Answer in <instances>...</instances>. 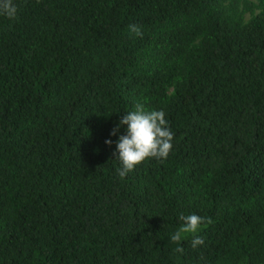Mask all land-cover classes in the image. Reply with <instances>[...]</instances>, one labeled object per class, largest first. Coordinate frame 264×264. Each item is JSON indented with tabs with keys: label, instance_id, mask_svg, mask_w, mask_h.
Listing matches in <instances>:
<instances>
[{
	"label": "trees",
	"instance_id": "16d2710c",
	"mask_svg": "<svg viewBox=\"0 0 264 264\" xmlns=\"http://www.w3.org/2000/svg\"><path fill=\"white\" fill-rule=\"evenodd\" d=\"M14 2L0 264H264V0ZM137 103L174 147L121 180L112 132ZM180 214L206 218L202 246L171 241Z\"/></svg>",
	"mask_w": 264,
	"mask_h": 264
},
{
	"label": "clouds",
	"instance_id": "9594fccd",
	"mask_svg": "<svg viewBox=\"0 0 264 264\" xmlns=\"http://www.w3.org/2000/svg\"><path fill=\"white\" fill-rule=\"evenodd\" d=\"M0 16L9 20L17 18L18 6L14 0H0ZM128 30L137 38H142L144 35L141 26L137 24H130ZM126 113L112 132L115 136L119 128L125 129V134L119 135L115 141L114 152L120 164L116 171L121 180L149 158H155L157 161L167 160L174 147L175 135L163 110H146L142 103H137L133 110ZM105 143L111 146L113 141L109 139ZM179 220L182 223L174 233L170 234L171 241L179 243L191 235V247L196 249L202 246L204 239L198 233L201 232L206 218L197 214H180ZM177 251H182V248H177Z\"/></svg>",
	"mask_w": 264,
	"mask_h": 264
}]
</instances>
